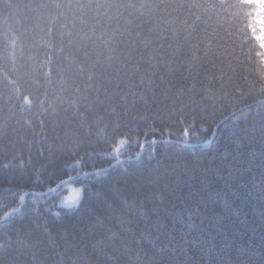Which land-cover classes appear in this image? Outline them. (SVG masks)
Returning <instances> with one entry per match:
<instances>
[{"label": "snow or ice", "instance_id": "1", "mask_svg": "<svg viewBox=\"0 0 264 264\" xmlns=\"http://www.w3.org/2000/svg\"><path fill=\"white\" fill-rule=\"evenodd\" d=\"M20 7L22 5L12 0H0V8L8 10L9 17L14 15L13 9ZM38 7L44 8L46 5ZM54 7L59 9L61 5L55 4ZM65 7L75 9L72 25L61 26L66 31L59 33L58 47L49 46L50 51L46 53L45 60L38 69H33L25 81L28 86L24 90L13 87L17 103H10L7 111L0 107V133L5 131L9 120L32 127L37 115L40 119L35 123L40 129H45L47 115L58 117L63 112L66 121L63 131L66 136L77 139L87 130L93 138L86 153L87 157L93 159H84L81 168L73 169L72 173L66 172L64 176L76 182V173L87 175L89 171H95L97 175L106 174L108 167L97 162L105 160L104 157H111L106 161L113 168L133 158H144L143 145H140L139 151L127 155L126 159H122L126 154L120 147L109 148V145H130L133 135L139 136V133L133 132L131 124L143 121L147 126L148 121L153 119L149 98L155 99L160 90L165 100L171 96L175 103V96L171 95L175 87L171 77L177 70H186L188 75L182 79L185 82L192 81V87L187 89L188 100L195 103L192 93L198 86L196 77L201 74L204 63H207L209 68L205 70V79L208 83L201 86L200 105L203 106L208 100L214 101L218 95L233 102L229 103L226 110H221L223 119L213 113L211 123L199 135H191V132L196 131L190 126L197 119L195 111L191 121L178 120L177 124L187 126L183 137L175 141L166 140L162 146L180 150L209 144L216 134L215 129L223 127L229 116L238 119L245 115V109L251 112L252 105H255L256 112L248 126L252 128L259 125L260 144L264 148V0H88L87 3L68 0ZM78 13H82L79 15V24L75 19ZM85 15H89L88 20H85ZM56 52L63 54L56 58L60 61L58 63L53 58ZM178 57L181 59L178 60ZM54 75L60 77L58 83L61 91L53 100L47 88L41 87V80L44 84L50 83ZM217 77L219 89L212 83ZM69 81L70 90L64 87ZM11 83L15 85V81ZM166 84L169 86L165 87ZM184 92L182 83L176 88V94ZM9 100H12L11 96ZM235 100L243 101L244 108H240ZM248 100L252 101V105L247 103ZM105 113L111 118L106 119ZM28 114H32L33 119L27 118ZM200 123L203 125L207 121L201 119ZM156 130L148 129L151 132ZM168 130L165 128L160 131L163 135ZM245 138L243 134H234L230 144L239 151ZM159 147L153 139L148 156L157 153ZM49 150L54 151L55 146L49 145ZM261 156L264 157V151ZM0 161L6 162L0 170L10 173L30 166L31 154L25 156L23 152L0 145ZM202 175L206 178L207 171ZM33 183L42 184L38 179ZM67 184L68 181L62 178L55 186L43 184L42 187H21L11 178L4 180L0 183V205L4 209L0 212V222L18 220L25 211L39 214L42 208L39 201H30L28 197L34 188L47 186V191L55 195L51 197V202L40 198L47 215L35 223L34 228L52 238L55 233L51 219L60 215L59 209L75 207L81 199L80 187L75 188L74 194L68 197L60 193V189L67 187ZM257 189L264 197V173L251 185L252 191ZM218 199L226 201L227 194L220 193ZM259 214L264 219V207L259 208ZM188 220L191 221L190 213ZM13 233L19 236L20 229L8 225L0 233V246L11 242Z\"/></svg>", "mask_w": 264, "mask_h": 264}, {"label": "clouds", "instance_id": "2", "mask_svg": "<svg viewBox=\"0 0 264 264\" xmlns=\"http://www.w3.org/2000/svg\"><path fill=\"white\" fill-rule=\"evenodd\" d=\"M164 100L158 90L149 103L154 107ZM105 116L111 118L107 113ZM27 118L33 119L32 114ZM39 119L37 115L32 127L9 120L0 133V145L25 156L31 154L30 166L10 173L0 170V179L11 178L21 187L35 186L33 181L37 179L55 186L64 173L81 168L84 159H93L86 156L93 138L87 130L77 139L66 136L63 112L58 117L47 115L45 129L35 123ZM49 145L55 150L50 151ZM97 162L107 165L108 173H76L80 202L75 207L59 209L60 215L51 219L55 233L52 238L34 228L47 215L43 207L39 214L25 211L18 220L0 222V233L8 225L20 229L19 236L13 233L12 241L0 246V264H219L218 250L205 248L197 254L193 244L223 213L220 202L213 199L201 209L190 198L179 199L182 186L195 175L193 168L161 161L157 154L133 158L114 168L106 160ZM130 163L138 166L132 175L125 171ZM208 179L207 174L204 183H199L201 192L206 191ZM73 214L76 224L83 222L86 226L82 234L56 223Z\"/></svg>", "mask_w": 264, "mask_h": 264}, {"label": "trees", "instance_id": "3", "mask_svg": "<svg viewBox=\"0 0 264 264\" xmlns=\"http://www.w3.org/2000/svg\"><path fill=\"white\" fill-rule=\"evenodd\" d=\"M13 3H19L22 7L13 9L14 15L9 17L8 10L0 8V107L7 111L10 103H17L16 94L12 92L13 87L18 86L24 90L28 85L26 80L29 78L33 69L39 68L42 61L45 60L46 53L50 51V45L59 44V33L62 30V25L71 26L73 22V10L65 7L68 0H12ZM76 3L77 0H72ZM87 3L88 0H80ZM55 4H60L57 9ZM31 5V8L24 7ZM39 5H46L44 8ZM78 13L76 23L79 24ZM89 15H95L90 13ZM89 15H85V20L89 19ZM18 20V22H17ZM147 27V25H145ZM51 30V32H49ZM67 51V50H66ZM63 54L56 52L54 61L60 62L56 58ZM178 60L181 57L177 58ZM13 63L15 67H13ZM219 57H217V64ZM55 66V64H54ZM66 66V65H65ZM209 68L207 63H204L200 69V75L196 77L197 87L192 95L195 97V103L188 100L187 89L192 87V81L185 82L182 78L187 76V71L177 70L171 77L173 87L172 94L175 96L173 103L171 96L164 103L153 107V119L149 120L147 126L143 121L132 123L131 128L134 133H139V136L133 135L130 145H109V148L120 147L121 151L125 152L122 159H126L127 155L133 154L140 150V145L144 148V157L147 158L149 145L153 139L160 141H175L183 137V131L186 129L185 124H177V121L187 119L192 120V114L197 113L195 123L190 126L195 128V132L191 135H199L206 129L213 119V113L217 118L223 119L220 113L221 110H226L230 102L227 97L217 96L213 100H208L203 106L200 105L201 86L206 85L208 81L205 79V70ZM210 74V73H208ZM195 75V72L193 73ZM58 75H54L50 83L44 84L41 80V87L47 88L49 97L55 99L56 94L61 91V85L58 83ZM15 81V85L11 83ZM80 82L79 80L77 81ZM184 84L185 92L176 94V88ZM216 89L220 88L219 78L212 82ZM227 81L225 84L227 85ZM169 85H165L168 87ZM67 89H71V82L65 84ZM67 94V93H65ZM12 100H9V97ZM238 96V93H237ZM163 99V97H161ZM240 108H244V102L235 100ZM247 103L252 105V101ZM165 105H168L165 108ZM183 106V109H181ZM181 110L183 114L181 115ZM159 112V115H157ZM256 107L252 105V111L245 109V115L239 116L238 119L228 117L223 127L216 128V134L209 144L198 145L195 149L183 148L180 150L174 148H164L163 143L160 145L157 157L161 161L180 162L185 168H193L195 175L190 183L182 186L179 199L190 198L194 205L198 208H203L205 204H209L213 199L220 202L223 213L218 216L210 227L201 233L200 238L194 242L193 249L197 254L202 249L218 250L219 264H264V219L259 214V208L264 207V197L258 191H252L251 185L253 181H258L261 173H264V157L261 152L260 128L259 125L249 128L251 117L255 115ZM227 115V112H225ZM204 119L207 123L201 125L200 120ZM155 121V122H153ZM150 128L157 129L155 132L148 131ZM169 129L161 133V129ZM234 134L245 135V140L239 151L235 150V146L230 144V138ZM226 157L221 159V157ZM103 159H111L104 157ZM4 161H0V167ZM113 163H115L113 161ZM146 165H141L144 167ZM107 167V165H105ZM129 175L138 171L136 163H130L125 170ZM207 171L209 179L207 181L206 191L199 190V183H204V177L201 173ZM75 176V174H72ZM68 181L67 187H62L60 193L65 196H71L73 193L72 186H79L78 183L70 179L69 176L64 177ZM4 180L0 179V183ZM35 185L34 187H42ZM47 186L43 188H34L28 197L39 201L43 207L44 197L51 202L53 193H47ZM220 193L227 194V200L218 199ZM3 206L0 205V212ZM179 212L180 209H172ZM188 213H186L187 215ZM75 214L73 216L65 215L56 223L58 225H67L73 227L78 233L86 231V226L83 222L76 224ZM3 225L0 224V229ZM2 239V235H0Z\"/></svg>", "mask_w": 264, "mask_h": 264}, {"label": "water", "instance_id": "4", "mask_svg": "<svg viewBox=\"0 0 264 264\" xmlns=\"http://www.w3.org/2000/svg\"><path fill=\"white\" fill-rule=\"evenodd\" d=\"M158 143H163L164 141H160V140H156ZM69 181H73V180H69ZM44 194H50L49 192L44 193Z\"/></svg>", "mask_w": 264, "mask_h": 264}, {"label": "rangeland", "instance_id": "5", "mask_svg": "<svg viewBox=\"0 0 264 264\" xmlns=\"http://www.w3.org/2000/svg\"><path fill=\"white\" fill-rule=\"evenodd\" d=\"M78 187H80V186H72V188H73V190L75 189V188H78ZM74 194V192L72 193V195Z\"/></svg>", "mask_w": 264, "mask_h": 264}]
</instances>
